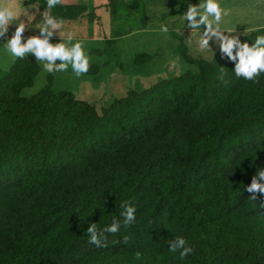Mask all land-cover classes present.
<instances>
[{"label":"trees","instance_id":"trees-1","mask_svg":"<svg viewBox=\"0 0 264 264\" xmlns=\"http://www.w3.org/2000/svg\"><path fill=\"white\" fill-rule=\"evenodd\" d=\"M194 1L100 0L90 11L61 1L52 15L91 23L101 7L112 21L121 18L108 35L87 37L97 58L81 77L95 84L111 63L106 53L120 56L118 40L133 32L128 19L144 29L155 10L166 19ZM21 2L42 20L46 0ZM166 22L165 40L176 41L186 68L128 86L106 104L60 86L66 71L48 73L31 54L0 58V264H264V197L254 202L245 191L264 169V73L255 83L235 78L218 46L206 57L187 42L192 31L183 38L173 19ZM260 35L264 25L242 41L251 46ZM125 54L116 67L125 61L138 75L153 74L149 50ZM221 68L228 85L218 79ZM41 73L40 86L25 92ZM125 201L136 208L129 225ZM113 220L120 230L105 233L107 247L90 244L87 228L99 232ZM177 237L193 249L183 260L169 250Z\"/></svg>","mask_w":264,"mask_h":264},{"label":"rangeland","instance_id":"rangeland-1","mask_svg":"<svg viewBox=\"0 0 264 264\" xmlns=\"http://www.w3.org/2000/svg\"><path fill=\"white\" fill-rule=\"evenodd\" d=\"M62 2H84L89 5L88 10L90 11L95 4H99L100 0H61ZM204 0H195L193 5H197L199 3H203ZM221 7L228 11V15L224 16L221 21V27L227 31L233 32L231 35H237L241 42L243 43V38L245 31H250L256 28L259 25H264V0H218ZM0 4H5L11 7L17 13H21L16 23L10 24L8 26V32L12 31V34L15 31V27L21 21L29 22L27 16H25L22 12L27 10L29 15H34L35 8L30 6H25L22 4L21 0H0ZM173 7V6H168ZM87 10V11H88ZM96 12L100 16L99 18L95 19L94 21L87 22L83 19V23L79 20L73 22H66L62 21V27L59 30V34H54L52 39L50 40L51 43L56 44L63 42L68 34H71L73 39L71 43L81 42L85 54L89 57V60L96 59L97 57L94 53L90 52V45L93 44L91 40L87 37L89 34L91 35L93 32H104L108 35L109 32H112L113 27L116 26V23L120 25L121 18L117 17L110 19L107 15L105 9L99 7ZM185 12V11H184ZM160 10H155V19H153L152 15V23L153 25H158L157 28L149 27L151 24L147 23V27L144 29L138 30L136 23L133 22L131 24L129 19L125 22V27L131 29L129 34L124 37H121L118 40V51L120 56L117 58H112L110 56L111 52H107L105 57L106 59L111 60L110 65H108L105 69H103V74H106L101 79L97 80L95 84H91L90 81H86L81 76L76 77L73 73L71 66H69L68 70L65 73H59L58 83L60 86L67 87L72 89L81 97L85 96L89 100L100 99L99 101L102 104H106L111 97L119 96L123 93V91L128 87H135L141 88L147 85H150L158 78L161 77H169L175 74L182 72L185 68V64H181L179 62L180 58L177 52L174 50L175 45H173L176 41L172 38L169 43L165 39H167V35H161L160 27L161 25L168 24L166 22L167 19H173L175 25L180 26V28H176V30H181L179 33L183 38L185 37V31H191L190 28L187 27V21H183V14H175L174 16L168 15L166 19L160 18ZM34 22L32 24H26L25 32L23 33V39L26 40L31 36H38L34 35L36 30H39L37 27L39 25V20L34 16ZM129 23V24H128ZM128 24V25H127ZM135 28V29H134ZM173 28V27H171ZM170 28V29H171ZM174 29V28H173ZM175 30V29H174ZM203 27L201 28V31ZM34 31V32H33ZM189 33V32H187ZM11 35L6 36L4 38H0V58H3L2 62L11 61L13 58L6 50L5 44L7 39L11 38ZM86 35L85 37H82ZM190 36L186 34L187 42L189 40L192 41L190 46H194L197 48V40L198 35L194 32L189 33ZM228 34V33H225ZM60 35V36H59ZM166 41V42H165ZM95 46V45H94ZM218 44H213L210 41V48L211 50H207L204 52L206 57L211 56L212 49H216ZM140 50H149L153 55L150 64L152 63L153 74L148 76L138 75L137 73L133 72L127 63L124 61V66L116 67L118 61H123L127 54H132L135 51ZM198 50V49H197ZM212 51V52H211ZM33 56V55H32ZM127 60V59H126ZM39 64L43 68V64L38 61ZM43 74L41 73L38 77V80L35 82L34 86L31 89H26L25 92H31L34 89H37L40 86L41 78Z\"/></svg>","mask_w":264,"mask_h":264},{"label":"clouds","instance_id":"clouds-1","mask_svg":"<svg viewBox=\"0 0 264 264\" xmlns=\"http://www.w3.org/2000/svg\"><path fill=\"white\" fill-rule=\"evenodd\" d=\"M61 0H46L47 11L43 13V18L38 25L39 35L23 39L26 24L21 22L15 27V31L10 39H7L5 50L15 59H24L28 54L35 57L36 61L43 64V68L48 73L67 71L69 66L76 77L86 74L90 68L89 57L85 54L82 43L72 42V35L68 34L63 42L53 44L50 42L54 34H59L62 21L52 15V9L60 5ZM31 21L34 15H29L27 10L22 12ZM21 13H17L11 7L0 4V38H4L8 32V26L15 22ZM228 11L221 7L218 0H204L203 3L193 5L188 3L187 10L183 13V21H187V27L198 35L197 49L201 52L211 50L210 41L218 44L219 51L229 61L234 63L235 78H243L248 81L257 82V78L264 73V35L257 36L255 42L249 46L247 42L242 43L237 35H231L221 27V21ZM203 30L201 31V28ZM160 30L169 32L167 25H161ZM228 33V34H225ZM60 36V35H59ZM192 41L189 40V44ZM59 61V63H57ZM228 73L221 68L218 79L225 85L231 82ZM245 191L250 193V199L257 201V194L264 197V169L257 171L252 177L251 183L245 187ZM124 211V224L129 225L135 221L136 208L130 206L127 201L122 205ZM264 208V202L259 204ZM120 230V222L113 220L110 226L100 229L98 232L96 224H91L87 228L89 243L96 247H107V236L105 233L116 234ZM126 242V238H125ZM115 243V241H114ZM169 250L173 253L179 251V258L183 260L193 252L187 246V241L182 237H177L169 244ZM137 258L140 257L138 252Z\"/></svg>","mask_w":264,"mask_h":264}]
</instances>
